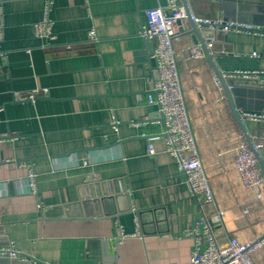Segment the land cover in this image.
<instances>
[{"label":"crops","instance_id":"obj_1","mask_svg":"<svg viewBox=\"0 0 264 264\" xmlns=\"http://www.w3.org/2000/svg\"><path fill=\"white\" fill-rule=\"evenodd\" d=\"M47 1L0 0V248L11 242L24 255H0V264H190L201 206L164 149L158 106L147 102L153 60L140 35L145 10L166 0ZM185 2L198 17L264 27V0ZM45 18L48 45L33 33ZM187 26L176 23L173 48L214 193L207 217L219 242L250 241L264 234V197L233 166L236 145L248 141L206 53L188 56ZM213 30L207 46L223 76L238 81V112L264 113V32ZM242 121L263 155L264 120ZM252 260L264 264V247Z\"/></svg>","mask_w":264,"mask_h":264},{"label":"built area","instance_id":"obj_2","mask_svg":"<svg viewBox=\"0 0 264 264\" xmlns=\"http://www.w3.org/2000/svg\"><path fill=\"white\" fill-rule=\"evenodd\" d=\"M47 2L48 8L50 2L49 0ZM188 17L198 27L222 31L262 33L264 27L220 18L198 17L190 12L187 3L180 0H166L164 6L157 5L145 10V21L140 28V35L153 43L151 57L154 77L151 80V94L148 95L147 102L158 106L160 123L163 127L161 138L165 144L164 149L176 162L177 171L184 177L190 195L196 198L201 206V215L190 230L196 241L190 264H254L252 253L264 247V234L250 241H241L238 237L231 236L224 242H219L207 217V210L211 209L214 203V193L198 155L195 135L181 91L176 52L173 48V43L180 38L175 25L178 22L188 21ZM33 33L36 37L42 38L46 45L54 39L47 18L33 24ZM88 35L92 40L97 39L93 27L89 29ZM187 50L190 58L197 59L205 56L199 44H191ZM253 55L256 56L255 53ZM235 73L243 76L250 74L249 72ZM216 83L220 85L217 77ZM36 93L46 95L47 90H40ZM35 96V94H29L26 97L34 99ZM239 115L242 120L244 118L264 120V113L240 110ZM261 148H263V143L260 141H251L249 144L245 140H240L235 147L233 161L234 169L240 175L244 186L255 190L259 198L264 197V176L258 161V158H261L264 162V154L261 155L259 152ZM147 152L148 154L154 153L151 141L147 144ZM27 186L29 192L36 193L33 172L28 174ZM223 214L224 211L218 209L212 217L220 220ZM0 255L24 258V255L15 249L11 242L6 247L0 248Z\"/></svg>","mask_w":264,"mask_h":264},{"label":"water","instance_id":"obj_3","mask_svg":"<svg viewBox=\"0 0 264 264\" xmlns=\"http://www.w3.org/2000/svg\"><path fill=\"white\" fill-rule=\"evenodd\" d=\"M184 3L185 0H183ZM188 26H187V31L188 33L190 34L193 42L195 44H200L203 48V50L205 51L209 61H210V64L212 65L213 69H214V72L220 82V85L222 86L223 90H224V93H225V96H226V99H227V102H228V105L230 107V110L234 116V118L236 119V121L238 122V124L240 125L241 127V130L243 131V133L245 134L246 138H247V141L248 143L250 144L251 143V138L250 136L247 134V131H246V128H245V125L239 115V112L237 110V101H236V98H235V95L238 93V82L237 80H235V78H231V77H228V76H223L222 72L220 70H218V68L216 67V65L214 64L213 60H212V54H211V51L210 49L208 48L207 46V40L213 38L214 34L216 35L215 31L213 29H210V28H207V27H198L196 24H194L190 17H188ZM146 46H147V50L149 52V54L151 53L152 51V46H153V43L152 41H146ZM258 161H259V166L261 168V171H262V174L264 176V162L261 158H258ZM106 199H109V198H106Z\"/></svg>","mask_w":264,"mask_h":264}]
</instances>
